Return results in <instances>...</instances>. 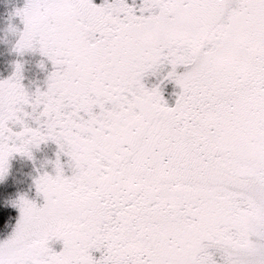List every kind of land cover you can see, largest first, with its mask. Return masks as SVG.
Here are the masks:
<instances>
[{
	"label": "snow or ice",
	"instance_id": "snow-or-ice-1",
	"mask_svg": "<svg viewBox=\"0 0 264 264\" xmlns=\"http://www.w3.org/2000/svg\"><path fill=\"white\" fill-rule=\"evenodd\" d=\"M0 79V264H264V0H26ZM45 68L42 61L39 65ZM54 145L49 156L44 149Z\"/></svg>",
	"mask_w": 264,
	"mask_h": 264
},
{
	"label": "rangeland",
	"instance_id": "rangeland-1",
	"mask_svg": "<svg viewBox=\"0 0 264 264\" xmlns=\"http://www.w3.org/2000/svg\"><path fill=\"white\" fill-rule=\"evenodd\" d=\"M26 0H0V79H6L11 75L14 63L19 61L23 64L22 83L28 89L43 86L46 72L50 70V65L41 57L38 52H27L23 56H18L12 49L16 40V35L9 31V25H14L17 29H22L19 17L14 15L15 10L22 8ZM44 61L45 68L39 67ZM55 146L52 145L44 151L50 156ZM31 183V164L19 158L11 161L9 176L0 183V194L15 196L17 193H24L29 190ZM12 226L18 217V211L9 209ZM5 223L0 227V240L6 238L12 231V227L5 228Z\"/></svg>",
	"mask_w": 264,
	"mask_h": 264
},
{
	"label": "trees",
	"instance_id": "trees-1",
	"mask_svg": "<svg viewBox=\"0 0 264 264\" xmlns=\"http://www.w3.org/2000/svg\"><path fill=\"white\" fill-rule=\"evenodd\" d=\"M6 221L0 220V227H2L4 225Z\"/></svg>",
	"mask_w": 264,
	"mask_h": 264
}]
</instances>
